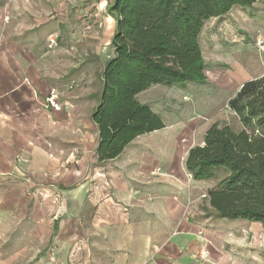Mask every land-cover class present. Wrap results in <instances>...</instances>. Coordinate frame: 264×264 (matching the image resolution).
I'll use <instances>...</instances> for the list:
<instances>
[{
	"label": "rangeland",
	"instance_id": "rangeland-1",
	"mask_svg": "<svg viewBox=\"0 0 264 264\" xmlns=\"http://www.w3.org/2000/svg\"><path fill=\"white\" fill-rule=\"evenodd\" d=\"M113 1L0 0L3 50L10 51L18 39L31 51L41 50L45 65L58 82L62 101L77 102V108L67 113L68 120L73 118L65 131L51 133L43 140L57 163L66 159V170L58 166L45 172L49 183H43L39 173L33 186H26L25 175L19 177L25 203L18 209L29 214L40 204V210L48 211L51 217L39 220L43 225L35 237L27 225L32 221L30 215L18 219L13 231L6 226L8 231L0 232V264H35L49 252L57 260L60 228L84 225L81 218L59 215L63 190L72 193L83 189L86 195L122 203L118 198L127 192L126 184L132 186V192L139 190L151 199L177 196L182 200L192 194L195 205L191 210L190 202L186 215L198 227L197 235L212 247L209 256L202 250L196 253L206 264H264V225L220 218L209 203V189L227 172L219 169L214 178L192 180L184 168L187 151L200 143L211 126L230 125L236 131L243 128L228 103L244 82L264 73V51L256 45L259 38L264 39V0L234 6L224 16L207 20L200 35L205 81L154 84L144 90L139 100L162 118L165 127L138 136L117 158L100 162L97 146L94 149L99 132L91 115L100 101L105 65L114 56L116 22L108 12ZM74 152L79 158L87 152L88 163H93L92 170L77 179ZM153 169L159 173L151 175ZM139 171L146 180L135 177Z\"/></svg>",
	"mask_w": 264,
	"mask_h": 264
},
{
	"label": "trees",
	"instance_id": "trees-1",
	"mask_svg": "<svg viewBox=\"0 0 264 264\" xmlns=\"http://www.w3.org/2000/svg\"><path fill=\"white\" fill-rule=\"evenodd\" d=\"M258 0H114V56L103 71L100 101L91 118L98 126L100 162L117 158L135 138L165 123L137 95L154 84L203 82L200 46L204 24L234 6ZM228 107L243 128L211 126L204 144L192 147L185 168L194 180L227 175L209 189V203L220 218L264 225V75L241 85Z\"/></svg>",
	"mask_w": 264,
	"mask_h": 264
},
{
	"label": "crops",
	"instance_id": "crops-1",
	"mask_svg": "<svg viewBox=\"0 0 264 264\" xmlns=\"http://www.w3.org/2000/svg\"><path fill=\"white\" fill-rule=\"evenodd\" d=\"M1 42L0 232L8 231V227L13 231L19 225L18 219L30 215L32 221L27 225L34 236L38 235L40 225H43L39 220H49L51 216L48 211L40 210V204L34 206L29 214L18 209L25 203L19 190L22 187L19 177L25 175L29 183L26 186H33L38 181L35 176L39 173L44 178L45 172L57 170L58 166L66 170V159L57 163L43 140L50 138L51 133L65 131L73 118L71 116L68 120L67 113L73 107L77 108V102L62 101L58 82L45 65L41 50L31 51L18 39L8 51L3 50ZM51 92L59 95L61 108L58 110L46 105V98ZM141 93L137 95L138 100ZM94 126L98 129L96 123ZM203 144L204 138L198 145ZM87 154L79 158L74 152L75 179L82 177L84 171L92 170L93 163H88ZM158 170H151V175L158 174ZM135 177L140 181L147 179L143 171L137 172ZM42 182L50 181L44 178ZM129 185L126 184L124 196L118 198L122 203L110 198L103 200L94 194L86 195L83 189H76L72 193L63 190L59 215L81 218L84 225L60 228L57 260L52 259L49 252L35 264H206L196 253L202 250L208 252L209 256L212 247L197 235L198 227L186 215L191 201V210L194 208V196L191 194L182 200L177 196L151 199L146 193H139V190L132 192Z\"/></svg>",
	"mask_w": 264,
	"mask_h": 264
},
{
	"label": "built area",
	"instance_id": "built-area-1",
	"mask_svg": "<svg viewBox=\"0 0 264 264\" xmlns=\"http://www.w3.org/2000/svg\"><path fill=\"white\" fill-rule=\"evenodd\" d=\"M51 42L55 43L54 39H52ZM256 45L259 51L261 52L264 51V39L263 38H259L257 40ZM46 105L56 110L60 109L61 103L59 101V95L56 92H51V94L46 98Z\"/></svg>",
	"mask_w": 264,
	"mask_h": 264
}]
</instances>
